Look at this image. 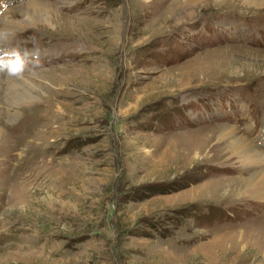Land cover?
I'll list each match as a JSON object with an SVG mask.
<instances>
[{
  "label": "rangeland",
  "instance_id": "374dc122",
  "mask_svg": "<svg viewBox=\"0 0 264 264\" xmlns=\"http://www.w3.org/2000/svg\"><path fill=\"white\" fill-rule=\"evenodd\" d=\"M172 1L0 0V49L39 53L0 82V264H264V201H186L253 173L204 136L264 153V8ZM46 4L105 35L43 40Z\"/></svg>",
  "mask_w": 264,
  "mask_h": 264
},
{
  "label": "bare ground",
  "instance_id": "6f19581e",
  "mask_svg": "<svg viewBox=\"0 0 264 264\" xmlns=\"http://www.w3.org/2000/svg\"><path fill=\"white\" fill-rule=\"evenodd\" d=\"M204 1H207V0H204ZM216 1L222 2L223 0H216ZM233 1L237 3L240 2L241 6L250 7V8L253 7L258 10H261L262 8H264V0H233ZM198 2H200V0H185V3L183 5L182 0H173L172 3L170 4L172 6L178 5V8L172 11L174 13H172L171 16L174 15V17H176V16H181L183 14H188V15L193 14L194 8L192 7L196 6ZM228 2H231V0H228ZM27 11H29V9ZM44 11L49 13V16L47 20L45 21L47 24V27H45L46 31L45 33L44 32L41 33V38L43 40H53V39L59 40L61 38H64V39L67 38V39L72 40V38H74L75 35H78V36L80 35L88 39L89 37H91L92 39V37H100V36L103 37L105 35L106 29L96 26L92 19H87V21L85 22L79 21L76 15L71 16V15L62 14V12L53 4L44 5ZM30 12L31 11H29V13ZM234 13H239V12L234 11ZM34 17H35V14H34ZM63 26H68V28L66 29L64 28L65 30H63ZM66 30L70 32L71 36H69V34L66 33ZM48 34L57 35L58 37H51ZM8 41L4 40L3 38H0V48L1 47L5 48L6 42L8 43ZM80 49H83V48H80ZM215 51H218V50H215ZM221 64H225V63L221 61ZM217 67H216L217 72H220L219 70L222 71L224 68H226V66L224 67L222 65H219ZM49 71H50L49 73L51 74L54 72H57L56 70L55 71L49 70ZM26 73H28V75H31V73L29 72H26ZM41 74L43 76H49L48 73H41ZM4 77L5 76L0 75V82L4 79ZM225 77H228V76L226 75ZM10 78L11 77L9 76L8 83L12 84L11 85L12 87H16V85L18 84V82H16V79L12 78V80H10ZM55 78H58V77H55ZM221 79H223V77ZM14 82L15 84H13ZM2 133H3V130L0 131V143L6 142L7 137H8L6 133L4 134ZM236 134H237V129L235 127L223 125L220 134L217 135L219 137L217 138V140H219V142H217L218 147H217V144H214V145L211 144L215 136L214 137L204 136L200 140L201 142L198 143V145L195 147L194 151H192L191 156L194 152H196V154H199L198 152H201L205 154L206 156H209L208 160H204L205 163L207 164L211 162V159L213 158V156L211 158L210 153H212V151H216L218 152L217 155L219 158L217 160L226 161L224 162V165H223L225 168H230L233 166V164L235 163V162L233 163V158L235 157L237 159L236 162L240 164L239 168L245 169L247 171L249 170L253 171V173H251L249 178H246V177L241 178V179L239 178V180H241L240 183L238 182L239 184L237 186L230 188V190L226 189V192L223 195H222L223 193L222 191H223L224 185L226 184L225 182L222 184L221 182L220 183L215 182L216 184H213V182L212 183L208 182L207 185L199 187L198 189L193 190L192 193L187 194L186 201L193 200L194 203H197V202L202 203V202L211 201V200H213L214 202L216 201L226 202L229 199L234 198L236 196L241 197V198L243 197L244 199L253 197L254 199H259V201H264V153L257 149V146L254 145L251 139L247 138L246 136H241V135L240 137H236ZM226 142L228 144H226ZM161 161L168 163V159L166 155L161 157ZM188 162H190V159L189 160L183 159V163H188ZM178 198L179 199H177V202H179L180 199H182V197L181 198L178 197ZM209 244L208 245L205 244V245L209 247ZM215 255L216 253H214V256Z\"/></svg>",
  "mask_w": 264,
  "mask_h": 264
},
{
  "label": "clouds",
  "instance_id": "9594fccd",
  "mask_svg": "<svg viewBox=\"0 0 264 264\" xmlns=\"http://www.w3.org/2000/svg\"><path fill=\"white\" fill-rule=\"evenodd\" d=\"M0 38L6 40L7 34L0 33ZM38 55L39 53L0 49V75L5 77H22L27 70L29 58L38 57Z\"/></svg>",
  "mask_w": 264,
  "mask_h": 264
}]
</instances>
